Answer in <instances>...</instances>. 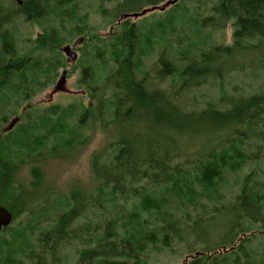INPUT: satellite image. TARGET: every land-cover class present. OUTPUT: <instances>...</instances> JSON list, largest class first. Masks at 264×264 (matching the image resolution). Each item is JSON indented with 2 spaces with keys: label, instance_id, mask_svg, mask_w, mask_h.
<instances>
[{
  "label": "trees",
  "instance_id": "trees-1",
  "mask_svg": "<svg viewBox=\"0 0 264 264\" xmlns=\"http://www.w3.org/2000/svg\"><path fill=\"white\" fill-rule=\"evenodd\" d=\"M9 1L0 6V126L56 80L74 33L88 50L73 68L85 104L32 108L18 130L0 133V207L12 215L0 264H65L70 243L74 264H147L174 240L194 254L182 264H253L252 232L264 228V82L248 94L219 85L199 108L181 97L245 70L235 61L264 43V0H178L152 28L124 16L167 0H101L104 19L103 3L116 2L106 35L81 14L86 0ZM17 20L41 35L19 44ZM227 27L230 43L211 40ZM96 126L112 139L90 154L87 192H48L42 168L70 159ZM28 168L37 190L25 186ZM221 211L225 229L200 244L197 226Z\"/></svg>",
  "mask_w": 264,
  "mask_h": 264
},
{
  "label": "rangeland",
  "instance_id": "rangeland-1",
  "mask_svg": "<svg viewBox=\"0 0 264 264\" xmlns=\"http://www.w3.org/2000/svg\"><path fill=\"white\" fill-rule=\"evenodd\" d=\"M115 3V1L103 3V7H105V9H107L109 12L105 14L106 19L101 18V16L98 14L101 0L84 1L81 6L82 11L80 12L81 14L88 15L90 27L95 28V30L99 32V34L106 35L112 29V19L110 17L113 13L112 9ZM0 6L9 7L11 6V3L9 0H0ZM167 9H165L164 11L154 10L146 13L144 16L141 17L128 18L131 22L138 24L140 28H152L151 26L158 20H163L164 18H166V16L168 15L166 14ZM44 23L45 22H43V25L45 26ZM11 27L16 35L19 44H22V41H25L26 39H34L36 36L41 35L43 31L41 25H38L36 23H25L22 20L15 21L11 25ZM72 38L74 42L70 43V47L73 51H76V59L78 60L81 54L84 55V53H87L88 48L86 49L84 48V46H82L83 39L77 33H74V36ZM190 40L193 41L191 42L192 44H199L195 42V36L193 40L190 37ZM211 40L215 43H230V28L227 27L225 31L222 32V35L219 32L216 33V35H212ZM60 53L65 58L67 66L59 70L56 80L50 86H48L43 91L39 92L38 95L31 101L22 103L21 108L16 109L15 113L7 119V122L2 123V125L0 126L1 134H6L7 131H10L12 129L13 131L18 130L20 126L23 125L22 123L27 119L25 113H30L29 110L32 108H43L49 105H59L67 107L69 106V104H85L84 91L79 90L76 87V83L79 79L80 68H73L77 61L75 60L74 63H71L67 60V57H65L62 52ZM262 58H264V43L262 44L261 48L252 51V53L248 54L247 59L239 58L237 61H235L238 63L237 65H243L245 69L243 72H229L224 76L222 81L217 80L209 82L203 87L197 88V90H194L193 92L187 93L186 95H182V100L184 101L187 107H191L193 100L192 98L194 97L198 101L197 107L199 108L202 106V103L206 99H213L214 101H216L220 89L219 85L223 86L225 92L229 94H237L241 92L244 94H248L257 91L258 86H262L264 82V73L258 67V63L262 61ZM63 71H65L66 73H63ZM61 78H63L64 81L60 83L57 87L56 83ZM162 86L166 87V85ZM11 106H13L12 98L9 100L8 107ZM106 136L107 134H103L101 129L96 126L95 134H92L91 139L85 142L84 145L81 146V148L77 147L75 150H73L70 154V159L59 162L51 161L47 163V165L44 166L41 170V175L43 176V187L48 190V192H53L54 194L60 193L66 196L74 188L77 191L87 192L89 185L91 184V176L89 171L90 154L94 150L103 147L111 141L112 138H106ZM252 151H254L253 148ZM263 168L264 167L262 166V169ZM21 175L22 178L24 177L25 186L28 183L29 190H37L30 185L29 168L22 170ZM257 176L262 177L261 173L258 172ZM229 190L230 188L228 187L224 189V192L226 194V201L230 200ZM33 201H39L38 196L35 197ZM206 204L208 206V203ZM190 211L192 210H188V212ZM25 216L26 215L22 216L21 220H24ZM211 217L212 219L208 222L200 223L197 226L199 230L198 240H200V244H202V240L204 238H209L208 241H210V239L212 238H215L226 227L228 219L227 214L225 212L221 211L219 213H216L215 215H211ZM78 222H81V220ZM256 227H258L256 228V231L252 232L255 234L253 238H256H252L253 240L251 244V248L256 254L253 258V264H264V228L259 226ZM74 248L75 246L73 245V243H70L67 247V250L65 251V255L67 256L65 264H74ZM171 249L172 250L161 249L158 252L152 251V253L148 254V256L145 257L146 263L182 264L186 260V258H188V261H190V257L194 255L186 254L187 250L185 249V243L184 245L183 243H176L175 240L174 245Z\"/></svg>",
  "mask_w": 264,
  "mask_h": 264
},
{
  "label": "water",
  "instance_id": "water-1",
  "mask_svg": "<svg viewBox=\"0 0 264 264\" xmlns=\"http://www.w3.org/2000/svg\"><path fill=\"white\" fill-rule=\"evenodd\" d=\"M13 1L16 2L18 5L22 4V0H13ZM177 1L178 0H167L160 7H153L151 9H146V10L142 11L141 13L125 15L124 17H132V18L141 17V16H144L146 14V12L153 11L155 9H157L159 11H164L165 9H167L170 6H172L175 3H177ZM59 50H60V52L64 53L66 55V57L71 60L72 63L76 60L75 53L72 51V49L68 45L62 46ZM63 81H64V79L61 78L56 83L57 87ZM11 220H12L11 213L8 210H6L5 208L0 207V232H1L2 229L6 228V227H8L10 225Z\"/></svg>",
  "mask_w": 264,
  "mask_h": 264
},
{
  "label": "bare ground",
  "instance_id": "bare-ground-1",
  "mask_svg": "<svg viewBox=\"0 0 264 264\" xmlns=\"http://www.w3.org/2000/svg\"><path fill=\"white\" fill-rule=\"evenodd\" d=\"M15 3H16V2H15ZM16 4H17V3H16ZM160 6H162V4H161V5H157V6H152V7H149V8H145V9H143L142 11H144V10H146V9H151V8H153V7H160ZM155 10H157V9H155ZM142 11H141V12H142ZM153 11H154V10H153ZM158 11H159V10H158ZM141 12H139V13H141ZM149 12H151V11H149ZM146 13H148V12H146ZM72 51H73V50H72ZM73 52H74V51H73ZM74 53H75V52H74ZM63 54H64V53H63ZM75 55H76V54H75ZM64 56L66 57L65 54H64ZM67 60L71 62L70 59L67 58ZM74 62H75V61H74ZM74 62H73V63H74ZM71 63H72V62H71Z\"/></svg>",
  "mask_w": 264,
  "mask_h": 264
},
{
  "label": "flooded vegetation",
  "instance_id": "flooded-vegetation-1",
  "mask_svg": "<svg viewBox=\"0 0 264 264\" xmlns=\"http://www.w3.org/2000/svg\"><path fill=\"white\" fill-rule=\"evenodd\" d=\"M75 53H76V51H74ZM77 55V54H76ZM76 61H77V59H76Z\"/></svg>",
  "mask_w": 264,
  "mask_h": 264
}]
</instances>
